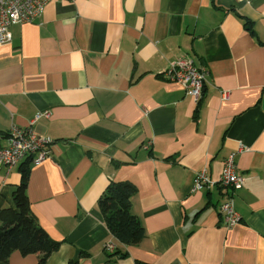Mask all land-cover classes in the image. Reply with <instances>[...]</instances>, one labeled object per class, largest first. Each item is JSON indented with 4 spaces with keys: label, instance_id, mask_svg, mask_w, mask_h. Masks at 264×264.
<instances>
[{
    "label": "crops",
    "instance_id": "0c3cea01",
    "mask_svg": "<svg viewBox=\"0 0 264 264\" xmlns=\"http://www.w3.org/2000/svg\"><path fill=\"white\" fill-rule=\"evenodd\" d=\"M9 34L0 146L12 125L52 144L42 162L0 165V209L27 169L30 213L57 243L43 264H264V0H48ZM182 56L207 71L197 103L162 74ZM231 154L234 191L217 182ZM203 168L214 182L191 191ZM111 181L135 187V245L98 209ZM229 193L231 227L219 212ZM37 260L13 249L7 264Z\"/></svg>",
    "mask_w": 264,
    "mask_h": 264
},
{
    "label": "built area",
    "instance_id": "2783aa9c",
    "mask_svg": "<svg viewBox=\"0 0 264 264\" xmlns=\"http://www.w3.org/2000/svg\"><path fill=\"white\" fill-rule=\"evenodd\" d=\"M47 2L48 0H0V47L9 43V31L12 25L38 19ZM162 74L166 79L181 84L186 94L194 102H199L206 81L207 71L204 67H198L190 58L182 56L172 61ZM222 97H227V91H222ZM41 117L48 118L49 111L38 112L34 120ZM7 137V145L0 146V165L7 171L24 159L39 163L50 157L52 140L35 134L30 126L20 128L12 125ZM243 180L234 162V155L231 154L224 161L222 173L217 182L227 187L229 191H234L242 186ZM213 182L207 170L203 168L195 173L191 191H196L203 186L208 187ZM219 212L225 218L227 227L236 225L240 220L239 214L234 209L231 193L220 204ZM104 250L112 252L114 245L108 241L104 244Z\"/></svg>",
    "mask_w": 264,
    "mask_h": 264
},
{
    "label": "trees",
    "instance_id": "16d2710c",
    "mask_svg": "<svg viewBox=\"0 0 264 264\" xmlns=\"http://www.w3.org/2000/svg\"><path fill=\"white\" fill-rule=\"evenodd\" d=\"M27 179L28 170L23 169L21 180L13 192L14 207L0 209V264H7L13 249L22 254L37 253V264H43L48 254L57 248V243L30 213ZM134 192L135 187L129 181H111L98 199V209L106 227L116 240L125 245H135L145 235L143 226L130 211Z\"/></svg>",
    "mask_w": 264,
    "mask_h": 264
}]
</instances>
